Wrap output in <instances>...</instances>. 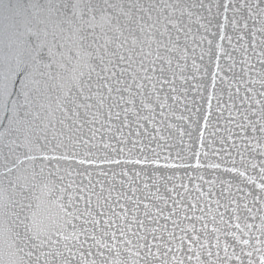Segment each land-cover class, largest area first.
Listing matches in <instances>:
<instances>
[{
  "label": "snow or ice",
  "instance_id": "6c2138e0",
  "mask_svg": "<svg viewBox=\"0 0 264 264\" xmlns=\"http://www.w3.org/2000/svg\"><path fill=\"white\" fill-rule=\"evenodd\" d=\"M0 264H264V0H0Z\"/></svg>",
  "mask_w": 264,
  "mask_h": 264
}]
</instances>
